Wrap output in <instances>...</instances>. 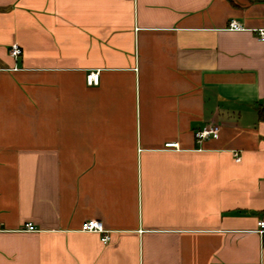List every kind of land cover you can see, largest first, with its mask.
Segmentation results:
<instances>
[{"label":"crops","instance_id":"1","mask_svg":"<svg viewBox=\"0 0 264 264\" xmlns=\"http://www.w3.org/2000/svg\"><path fill=\"white\" fill-rule=\"evenodd\" d=\"M260 29L264 0H0V264H264Z\"/></svg>","mask_w":264,"mask_h":264},{"label":"built area","instance_id":"2","mask_svg":"<svg viewBox=\"0 0 264 264\" xmlns=\"http://www.w3.org/2000/svg\"><path fill=\"white\" fill-rule=\"evenodd\" d=\"M229 28L231 30H241L242 26H240L237 22H231ZM259 35H260L261 40H264V29L259 30ZM22 53H23V49L20 44L13 43L11 45V48H10L11 56H13L14 58H18L19 56L22 55ZM87 81L89 84H97L99 82V73L98 72L90 73L87 76ZM218 132H219V128L217 126H214V127L204 128L202 130H199L196 133V136H197L198 141L202 142L204 139H207L212 135L214 136L217 135ZM178 145L179 144L175 142L166 144L168 148H178L179 147ZM235 156L237 160H241V155L239 153L236 152ZM258 224H259V232L264 233V217L261 218ZM25 226H26V229L29 231L36 230L33 223H27ZM82 230L86 232H95V233L103 234L102 240L104 242H108L110 240V235L108 231L106 230L103 222L100 220H96V219L87 220L86 222H84L82 226Z\"/></svg>","mask_w":264,"mask_h":264},{"label":"trees","instance_id":"3","mask_svg":"<svg viewBox=\"0 0 264 264\" xmlns=\"http://www.w3.org/2000/svg\"><path fill=\"white\" fill-rule=\"evenodd\" d=\"M259 116L260 119L264 121V105L259 106Z\"/></svg>","mask_w":264,"mask_h":264}]
</instances>
